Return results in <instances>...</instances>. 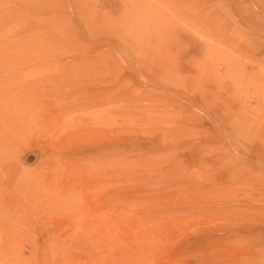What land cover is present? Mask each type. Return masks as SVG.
I'll return each mask as SVG.
<instances>
[{"label":"rangeland","instance_id":"1","mask_svg":"<svg viewBox=\"0 0 264 264\" xmlns=\"http://www.w3.org/2000/svg\"><path fill=\"white\" fill-rule=\"evenodd\" d=\"M0 264H264V0H0Z\"/></svg>","mask_w":264,"mask_h":264}]
</instances>
